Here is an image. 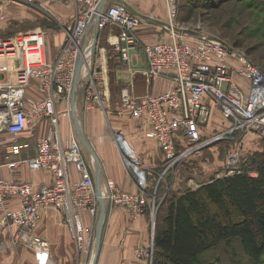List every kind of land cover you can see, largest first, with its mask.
<instances>
[{
    "label": "built area",
    "instance_id": "1",
    "mask_svg": "<svg viewBox=\"0 0 264 264\" xmlns=\"http://www.w3.org/2000/svg\"><path fill=\"white\" fill-rule=\"evenodd\" d=\"M16 1L47 11L43 0ZM49 1L74 7L72 24L62 26L64 37L53 58L45 29L0 37V148H4L9 158L19 156L29 146L23 134L34 130L36 123L48 122L46 134L36 140L34 155L0 164V237L4 232H12V245L32 248L38 264L50 262L49 244L33 234L44 212L56 210L64 215L79 251L91 254L96 242L95 229L83 224L84 212L97 222L96 180L87 166L78 136L72 132L69 139L63 140L58 113V105L64 102L69 106L77 94L79 61L83 62L79 87L84 74L89 82L86 109L96 104L105 108L98 90L101 60L94 52L96 46L86 42L89 30L94 27L99 33L109 25L120 27L113 51L125 64L131 62L132 53L142 46L137 34L142 17L121 2L110 4L109 0L99 11L103 0ZM5 7L6 4L0 7V21L6 19ZM166 7L169 39L146 43L143 51L147 60L145 74L150 82L165 79L172 86L163 93L142 98L134 97L125 88L120 101V109L133 119H146L149 125L146 137L159 143L165 166L161 178L183 158L200 153L227 132L253 130L264 137V71L228 41L180 27L182 24L176 21L178 0H166ZM213 103L230 122L231 129L204 140ZM115 136L138 192H127L108 180L104 198L138 219L150 201L155 205L158 195L147 196L146 167L133 148L121 145L124 135L117 132ZM182 147L184 150L180 151ZM21 164L31 170L49 171L52 184L38 187L1 174L4 166L14 174ZM70 165L79 174L75 181L70 177ZM12 201L19 205L10 207ZM136 255L142 259L148 253L141 247Z\"/></svg>",
    "mask_w": 264,
    "mask_h": 264
},
{
    "label": "crops",
    "instance_id": "2",
    "mask_svg": "<svg viewBox=\"0 0 264 264\" xmlns=\"http://www.w3.org/2000/svg\"><path fill=\"white\" fill-rule=\"evenodd\" d=\"M43 2L46 4L47 11H50L45 14L55 19L59 16L61 19H66L74 10L72 5L53 3L49 0H43ZM116 2L120 1L110 0L109 3ZM121 2H125L133 13L142 17V25L137 31L142 46L132 53L131 62L123 63L113 51V45L121 32V28L117 25H109L99 33L92 27L86 39L87 43L96 46L94 52L101 60L102 76L98 82V90L105 108L96 104L92 109H86L87 87L83 85L87 83V79H84L85 74L82 77L83 84L81 83L79 91L70 105L68 106L64 102L58 105L62 138L63 140L69 139L72 132L78 136L85 161L95 180L98 165L83 145L74 118L78 119L85 136L101 162V185L104 194L108 192V180H113L118 187L127 192H138V186L121 158L112 135L113 130L122 133L130 149L133 147L136 153L139 152V158L146 167L147 174L153 169L157 172V169L163 165V154L159 143L146 137V132L149 130L146 119H133L128 112L120 109L122 91L127 88L134 97L142 98L155 93H163L172 86L171 81L165 79L150 82L145 74L147 60L143 51V45L146 43L169 39V15L166 0H121ZM60 5H65V7ZM37 12L44 13V11ZM1 23L3 22L0 21V25ZM5 28L3 27V30ZM58 38L59 42H62L63 36L59 35ZM49 53L51 58L55 56L52 55L51 49ZM92 63L93 58L90 57L89 65ZM239 81L246 86L245 81L242 79ZM39 97L38 95L37 98ZM220 118H222V113L219 107L213 103L212 118L204 131L209 132L212 125L221 120ZM47 123V121L36 123L34 130L29 129L23 134L22 137L29 146L24 148L19 156L9 158L4 148H0V164H5L11 159H24L34 155L36 140L39 136L46 134ZM69 172L73 181L79 178L74 165L69 166ZM1 174L5 178H14L18 182H30L38 187L51 185L53 182V176L49 171L31 170L26 164H21L14 174L4 166ZM152 184L148 185L149 191L155 190ZM18 205L17 201L9 202L10 207ZM106 205L107 215L102 245L96 260V242L94 251L86 255L77 249L76 241L62 213L56 210L43 213L33 234L49 244L50 262L48 264H147V261L137 257L136 251L141 247L146 248L151 238L148 211L137 220H133L125 208L118 205L111 206L107 201ZM83 224L95 229L96 220L88 212H84ZM0 264H38V262L32 248L24 245L13 246L12 232H4L0 237Z\"/></svg>",
    "mask_w": 264,
    "mask_h": 264
},
{
    "label": "rangeland",
    "instance_id": "3",
    "mask_svg": "<svg viewBox=\"0 0 264 264\" xmlns=\"http://www.w3.org/2000/svg\"><path fill=\"white\" fill-rule=\"evenodd\" d=\"M4 4H6L4 10L7 15L0 25V37L45 29L48 33L49 51L51 49L52 55L56 54V48L61 43L58 36L64 37L62 26H71L74 10L66 19H61L60 16L55 19L45 14L50 11L39 14L37 11H43L24 2L0 0V7ZM186 4L188 6L180 15V20L183 21L180 23L182 24L180 27L185 26L194 33L224 37L232 44L239 45L245 55L264 68V0H213L204 3L196 0L194 4L193 2L191 4L186 2ZM60 6L65 7V5ZM3 27L6 28L3 30ZM86 77L84 79L88 81ZM83 85L86 87L89 82ZM220 119L218 123L212 125L209 132H203L204 140L231 129L229 121L225 120L223 116ZM117 132L113 130L112 135L119 150L120 143L115 138ZM125 147L127 146L125 145ZM183 150L184 147L180 151ZM262 152H264V137L257 131L227 132L226 136L206 146L200 153L183 158L179 161V165L173 171L166 173L163 178H161V174L165 169L164 164L157 169V172L155 169L149 171L148 182L149 185L153 183L155 190L146 191L147 196L151 197L157 194L158 197L155 205L150 201L143 213L148 211L149 214L151 238L147 247H143L148 255L142 260L147 261V264H154V240L161 225L160 221L166 214V209L162 210V204L166 199L176 194L180 195L188 189H196L215 178L240 171L246 159ZM138 157L140 156L138 155ZM233 162L234 164H232ZM157 183L159 184L157 185ZM108 204L116 205L112 201H108ZM165 206L168 207V204ZM232 253L233 251L224 248V246L218 247L209 251L203 261L214 264H255L244 254L238 243Z\"/></svg>",
    "mask_w": 264,
    "mask_h": 264
},
{
    "label": "trees",
    "instance_id": "4",
    "mask_svg": "<svg viewBox=\"0 0 264 264\" xmlns=\"http://www.w3.org/2000/svg\"><path fill=\"white\" fill-rule=\"evenodd\" d=\"M194 1L178 0L177 23H183L186 2ZM162 205L166 214L155 235L154 264H214L203 261L209 251L224 246L234 253L237 243L255 264H264V152L246 159L240 171L171 196Z\"/></svg>",
    "mask_w": 264,
    "mask_h": 264
},
{
    "label": "water",
    "instance_id": "5",
    "mask_svg": "<svg viewBox=\"0 0 264 264\" xmlns=\"http://www.w3.org/2000/svg\"><path fill=\"white\" fill-rule=\"evenodd\" d=\"M119 1L121 2V0H119ZM108 2H109V0H103V2L101 3V5L99 7V11H101L103 9V7ZM121 3H123L124 5H126L130 9V7L125 2H121ZM82 63H83L82 61H79L78 67H77V71H76L75 83L77 85V93L79 91L80 72H81ZM75 96H76V94H75ZM75 96L72 97V100L75 99ZM74 119L76 121L77 128H78V133H79V136H80V139H81L83 145L87 148V150L92 155V157L94 158V160L96 161V163L98 165V168H97L98 172H97V178H96V188H97V199H98V202H99V214H98L96 227H95V236H96L95 260H96L98 255H99L100 248H101V245H102L103 232H104V227H105V219H106V215H107V205H106V200L104 198V193L102 192L100 161H99V159H98L93 147L91 146L89 140L85 136V134H84V132H83V130H82L80 124H79L78 119L77 118H74Z\"/></svg>",
    "mask_w": 264,
    "mask_h": 264
},
{
    "label": "bare ground",
    "instance_id": "6",
    "mask_svg": "<svg viewBox=\"0 0 264 264\" xmlns=\"http://www.w3.org/2000/svg\"><path fill=\"white\" fill-rule=\"evenodd\" d=\"M121 144H122L124 147H125V145L128 146L124 138H122V140H121ZM125 148H126V147H125Z\"/></svg>",
    "mask_w": 264,
    "mask_h": 264
}]
</instances>
